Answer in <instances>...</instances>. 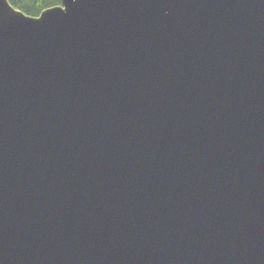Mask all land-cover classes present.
Listing matches in <instances>:
<instances>
[{
	"label": "water",
	"instance_id": "water-1",
	"mask_svg": "<svg viewBox=\"0 0 264 264\" xmlns=\"http://www.w3.org/2000/svg\"><path fill=\"white\" fill-rule=\"evenodd\" d=\"M0 264H264V0H0Z\"/></svg>",
	"mask_w": 264,
	"mask_h": 264
},
{
	"label": "trees",
	"instance_id": "trees-1",
	"mask_svg": "<svg viewBox=\"0 0 264 264\" xmlns=\"http://www.w3.org/2000/svg\"><path fill=\"white\" fill-rule=\"evenodd\" d=\"M11 5L26 15L38 17L51 7L61 5V0H9Z\"/></svg>",
	"mask_w": 264,
	"mask_h": 264
}]
</instances>
